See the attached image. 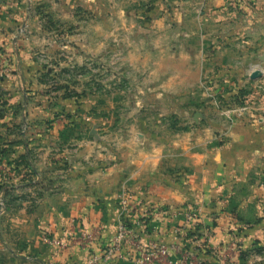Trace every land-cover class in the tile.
<instances>
[{
  "label": "crops",
  "instance_id": "crops-1",
  "mask_svg": "<svg viewBox=\"0 0 264 264\" xmlns=\"http://www.w3.org/2000/svg\"><path fill=\"white\" fill-rule=\"evenodd\" d=\"M0 55V264H86L123 194L173 260L264 264V120L207 97L264 85V0H0Z\"/></svg>",
  "mask_w": 264,
  "mask_h": 264
},
{
  "label": "built area",
  "instance_id": "built-area-1",
  "mask_svg": "<svg viewBox=\"0 0 264 264\" xmlns=\"http://www.w3.org/2000/svg\"><path fill=\"white\" fill-rule=\"evenodd\" d=\"M5 57L0 55V75L7 72L5 67ZM254 66L249 67V73H253ZM246 107L239 108L238 117L244 115ZM229 117V115H227ZM233 118H230L232 121ZM8 208L3 191H0V216L6 213ZM143 222L137 217L133 207V197L123 194L119 201L118 223L110 245L103 251L101 255L91 256L86 264H102L113 262L114 260H123L129 258L133 264H184L187 262V256L173 260L177 254L181 255V250L176 243L163 244L149 240L145 244H141L136 229L142 227ZM175 235H180L181 230L175 229ZM93 235L84 232V237L93 240ZM45 245L51 247L55 251H60L66 247L65 243L56 238L43 237ZM128 250V251H127Z\"/></svg>",
  "mask_w": 264,
  "mask_h": 264
},
{
  "label": "rangeland",
  "instance_id": "rangeland-1",
  "mask_svg": "<svg viewBox=\"0 0 264 264\" xmlns=\"http://www.w3.org/2000/svg\"><path fill=\"white\" fill-rule=\"evenodd\" d=\"M93 61L94 60L89 59L85 62V64H87V69H90L91 71L95 70L97 82L106 84L109 83L111 79L113 81H116V78L118 76L120 77L119 60L117 56L111 57L109 66L107 67H98L97 65V69H94L92 68ZM47 70H53L54 72H56V70L53 68H48ZM72 73L74 75V72ZM92 77L93 76L91 75L90 78ZM69 86L72 87L71 81H69ZM53 87L56 88L57 86L54 85ZM233 87L234 90H231L229 93L226 94L216 92V89L214 91L210 90L208 92V104L212 109L211 112L218 113L219 115L217 116L219 117L216 118L222 120L226 125H230L234 121L240 120L242 118H250L251 120H255V123H263L264 114H261L260 112L263 111L261 109L263 108L262 96H264V85H262L261 83H258L255 86L247 84L243 86L241 90H237L235 86ZM236 90L241 93H235L234 95H232L233 91ZM51 95L53 96L54 92H52ZM244 107H246L244 115L238 117L236 114H238L239 108ZM227 115H229V117ZM212 118L214 119L215 116L213 115ZM230 118H233V120L230 121Z\"/></svg>",
  "mask_w": 264,
  "mask_h": 264
}]
</instances>
